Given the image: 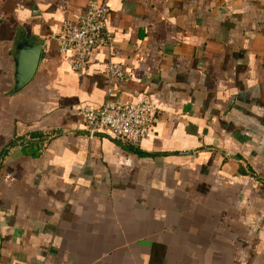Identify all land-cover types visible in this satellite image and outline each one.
I'll return each instance as SVG.
<instances>
[{
    "label": "crops",
    "instance_id": "crops-1",
    "mask_svg": "<svg viewBox=\"0 0 264 264\" xmlns=\"http://www.w3.org/2000/svg\"><path fill=\"white\" fill-rule=\"evenodd\" d=\"M106 1L114 45L78 72L53 34L89 0H0V264H264V0ZM22 39L43 49L15 91ZM142 97L149 138L83 132Z\"/></svg>",
    "mask_w": 264,
    "mask_h": 264
},
{
    "label": "built area",
    "instance_id": "built-area-1",
    "mask_svg": "<svg viewBox=\"0 0 264 264\" xmlns=\"http://www.w3.org/2000/svg\"><path fill=\"white\" fill-rule=\"evenodd\" d=\"M111 9L106 0H89L78 21H64L53 34L59 56L73 70L82 72L91 63L92 53L114 45L109 28ZM105 72L111 81H129L125 65L105 61ZM157 107L141 98L107 100L101 106L87 105L80 109L82 130L90 139L109 134L120 143L138 144L154 134L159 117Z\"/></svg>",
    "mask_w": 264,
    "mask_h": 264
},
{
    "label": "water",
    "instance_id": "water-1",
    "mask_svg": "<svg viewBox=\"0 0 264 264\" xmlns=\"http://www.w3.org/2000/svg\"><path fill=\"white\" fill-rule=\"evenodd\" d=\"M42 49V42H32L29 39H22L18 42L14 53L15 91L24 88L34 78L40 63Z\"/></svg>",
    "mask_w": 264,
    "mask_h": 264
}]
</instances>
